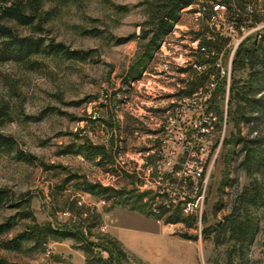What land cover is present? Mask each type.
<instances>
[{
  "label": "rangeland",
  "instance_id": "rangeland-1",
  "mask_svg": "<svg viewBox=\"0 0 264 264\" xmlns=\"http://www.w3.org/2000/svg\"><path fill=\"white\" fill-rule=\"evenodd\" d=\"M245 1L255 13L239 47H264V0ZM160 2L43 0L49 40L88 51L90 57L38 55L32 58L37 62L33 66L0 62V133L16 141L11 152H0V188L26 200L19 209L0 210V224L15 222L0 234V264H229L228 245L216 244L204 229L223 218L226 208L215 213L221 198L225 203L231 199L221 195L220 186L241 146L228 141L237 135L248 137L250 129L245 124L237 127L228 114L235 109L230 104L231 86L235 76L247 80L249 70L234 73L230 60L239 47L235 49L227 24L218 23L225 37H204L211 0L183 9L173 31L153 44ZM19 32L33 34L31 28L20 27ZM195 33L201 34L199 44H211L209 55L196 50ZM200 61H208L212 70L226 71L207 100L225 140L221 146L215 143L221 132L212 138L215 152L208 162L201 232L192 217L181 215L176 223L155 218L143 201L139 178L161 142L168 110H175L190 84L201 78L193 66ZM132 74L135 79L127 85ZM256 81L263 89L260 97L264 73L256 75ZM254 126L264 139V114ZM94 151L99 155L92 157ZM254 176L264 186V166ZM249 181L240 170L239 185ZM21 214L30 216L24 219ZM253 217L255 238L244 261L234 256L232 264H264V203L253 209ZM34 226L78 230L98 247L92 253L84 240L51 235L42 242L27 240L20 248H5Z\"/></svg>",
  "mask_w": 264,
  "mask_h": 264
},
{
  "label": "trees",
  "instance_id": "trees-1",
  "mask_svg": "<svg viewBox=\"0 0 264 264\" xmlns=\"http://www.w3.org/2000/svg\"><path fill=\"white\" fill-rule=\"evenodd\" d=\"M43 0H0V62L32 63L37 64L32 58L38 55L59 56L67 60H86L90 57L88 51L72 50L62 43H55L49 40L46 35V18L42 13ZM199 0H161L155 13V29L152 38L153 44L165 34L173 31L174 23L179 20V15L183 9L198 4ZM227 5L232 20L237 27L244 20L254 19V13L248 10L245 0H223ZM256 18V17H255ZM31 28L30 35H22L19 28ZM34 34H37L34 36ZM194 40L201 39L200 35ZM210 47V43L206 44ZM261 70H258L259 67ZM264 47L261 45H241L233 61L234 73L249 70L247 80L243 78H233L231 86V110L228 112L235 125H247L249 129L248 137L235 136L228 143L241 146L240 150L233 155V166H228L220 186V193L223 196L230 195L228 203L221 201L215 205V213L227 209L224 216L217 223L204 229L207 236L213 237V241L218 245H228L227 254L229 264L233 263L234 256H238L242 261L245 258L246 249L253 242L256 234L253 209L264 203L263 183L254 175L262 171L264 166V139L258 137L255 124H259L264 114V95L258 97L263 91L256 87V75L262 76L264 71ZM140 73L135 74L139 76ZM133 74L126 80L127 85L130 79H135ZM208 78H196L190 84V90L184 95H191L199 87L207 82ZM220 91V89H219ZM218 91V92H219ZM217 109V107H216ZM255 137L249 138V136ZM16 146V141L11 136L0 133V152H11ZM263 148V149H262ZM92 157L99 155L94 151L90 153ZM104 157L110 160V156L104 153ZM245 170L250 181L244 186L239 185V172ZM234 172L238 173L234 178H230ZM231 188L230 191H226ZM88 190L94 192V186L88 185ZM109 192V189H106ZM26 204V200L15 199V194L7 188H0V210L11 207L21 208ZM226 206V207H225ZM23 218H28L29 214H21ZM181 215L175 213L168 218L169 222H179ZM15 222H5L0 224V234L9 231ZM79 231L54 229L51 226H34L17 236L6 244L5 248L17 249L21 247L23 241L37 240L42 242L48 236L59 235L64 238H74L85 241V249L94 252L98 245L84 239Z\"/></svg>",
  "mask_w": 264,
  "mask_h": 264
},
{
  "label": "built area",
  "instance_id": "built-area-1",
  "mask_svg": "<svg viewBox=\"0 0 264 264\" xmlns=\"http://www.w3.org/2000/svg\"><path fill=\"white\" fill-rule=\"evenodd\" d=\"M207 21L206 39L225 37L226 31L218 25L222 21L232 30L230 37L236 41V49L246 37L251 19L244 20L237 27L223 0H211ZM194 42L201 55L210 54L207 45L199 44L200 39ZM232 62L231 58L230 64ZM193 66L201 78L206 76L208 80L193 94L181 96V103L175 110H168L169 114L162 123L161 142L154 150L152 162L141 167L144 172L139 173V178L143 201L155 218L166 222L177 212L192 217L197 226L200 225L201 232L208 162L215 152L212 138L216 132H221L215 143L221 146L225 140L223 126L207 100L215 93L226 71L208 68V61L193 62Z\"/></svg>",
  "mask_w": 264,
  "mask_h": 264
}]
</instances>
